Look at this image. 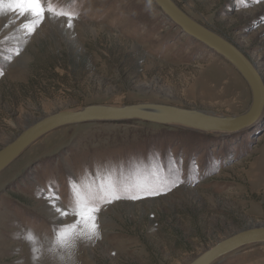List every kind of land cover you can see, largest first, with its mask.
Segmentation results:
<instances>
[{
    "label": "rangeland",
    "instance_id": "rangeland-1",
    "mask_svg": "<svg viewBox=\"0 0 264 264\" xmlns=\"http://www.w3.org/2000/svg\"><path fill=\"white\" fill-rule=\"evenodd\" d=\"M173 1L237 45L264 78V2ZM44 2L55 12L37 25L0 0V147L42 116L88 104L223 114L249 106L241 76L151 0ZM56 12H71L73 27ZM53 191L69 215L53 210ZM78 204L100 208L98 236L71 215ZM252 225H264V110L225 135L141 120L64 126L0 173V264H186ZM214 264H264V244Z\"/></svg>",
    "mask_w": 264,
    "mask_h": 264
},
{
    "label": "water",
    "instance_id": "water-1",
    "mask_svg": "<svg viewBox=\"0 0 264 264\" xmlns=\"http://www.w3.org/2000/svg\"><path fill=\"white\" fill-rule=\"evenodd\" d=\"M151 1L183 34L220 56L241 76L250 91L247 109L238 114H223L163 103L137 102L124 105L97 103L58 110L32 121L0 147V173L35 142L64 126L99 121L141 120L225 135L247 129L259 120L264 110V78L255 62L223 35L189 16L175 1ZM254 244H264V225L242 228L207 247L186 264H214Z\"/></svg>",
    "mask_w": 264,
    "mask_h": 264
},
{
    "label": "snow or ice",
    "instance_id": "snow-or-ice-1",
    "mask_svg": "<svg viewBox=\"0 0 264 264\" xmlns=\"http://www.w3.org/2000/svg\"><path fill=\"white\" fill-rule=\"evenodd\" d=\"M258 2H264V0H258ZM13 13L19 14L21 17L27 19L29 16L35 17V23L39 25L43 22L46 15L48 13L55 12V9L52 7H45L44 0H12V3L8 5ZM56 16H63L67 19V27H73V19L75 18L71 12H56ZM0 75H3V72L0 71ZM179 181L173 180L172 186L175 187ZM71 183V182H70ZM51 188V185L49 186ZM170 190V189H168ZM148 195H158V192L151 191L147 193ZM130 199H139L140 197L136 195H132L129 197ZM49 202L52 204V208L56 213L60 215L67 216L70 213L61 209L57 206V202L59 200L58 193L53 191L52 195L48 197ZM113 199L119 200L120 196L115 195L113 193ZM113 200H106L105 203H112ZM100 211L99 207H96L92 204H78L71 215H74L78 220L83 221L84 224L89 225L90 236L89 238H93L94 236H98L99 225L97 223V213ZM65 235L64 233L61 234ZM28 239H32V236L29 235Z\"/></svg>",
    "mask_w": 264,
    "mask_h": 264
},
{
    "label": "bare ground",
    "instance_id": "bare-ground-1",
    "mask_svg": "<svg viewBox=\"0 0 264 264\" xmlns=\"http://www.w3.org/2000/svg\"><path fill=\"white\" fill-rule=\"evenodd\" d=\"M194 131V130H193ZM200 133V132H199ZM250 247V246H249ZM230 255V254H229Z\"/></svg>",
    "mask_w": 264,
    "mask_h": 264
}]
</instances>
